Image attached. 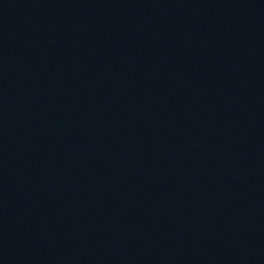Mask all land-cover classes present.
<instances>
[{"label":"water","instance_id":"water-1","mask_svg":"<svg viewBox=\"0 0 264 264\" xmlns=\"http://www.w3.org/2000/svg\"><path fill=\"white\" fill-rule=\"evenodd\" d=\"M0 264H264V0H0Z\"/></svg>","mask_w":264,"mask_h":264}]
</instances>
